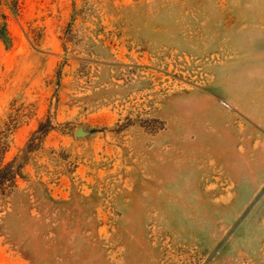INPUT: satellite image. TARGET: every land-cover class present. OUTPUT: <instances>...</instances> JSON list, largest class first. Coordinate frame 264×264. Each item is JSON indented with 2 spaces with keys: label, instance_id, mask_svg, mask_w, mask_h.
<instances>
[{
  "label": "rangeland",
  "instance_id": "obj_1",
  "mask_svg": "<svg viewBox=\"0 0 264 264\" xmlns=\"http://www.w3.org/2000/svg\"><path fill=\"white\" fill-rule=\"evenodd\" d=\"M8 163L0 264H264V0H0Z\"/></svg>",
  "mask_w": 264,
  "mask_h": 264
},
{
  "label": "trees",
  "instance_id": "obj_2",
  "mask_svg": "<svg viewBox=\"0 0 264 264\" xmlns=\"http://www.w3.org/2000/svg\"><path fill=\"white\" fill-rule=\"evenodd\" d=\"M16 171H12L11 164H6L0 168V194H4V184L8 181L10 186L15 185Z\"/></svg>",
  "mask_w": 264,
  "mask_h": 264
},
{
  "label": "water",
  "instance_id": "obj_3",
  "mask_svg": "<svg viewBox=\"0 0 264 264\" xmlns=\"http://www.w3.org/2000/svg\"><path fill=\"white\" fill-rule=\"evenodd\" d=\"M77 135H82L83 131L81 128H78L77 131H76Z\"/></svg>",
  "mask_w": 264,
  "mask_h": 264
}]
</instances>
